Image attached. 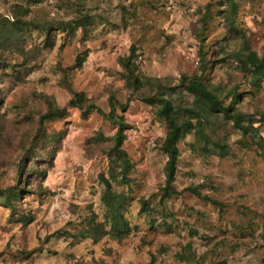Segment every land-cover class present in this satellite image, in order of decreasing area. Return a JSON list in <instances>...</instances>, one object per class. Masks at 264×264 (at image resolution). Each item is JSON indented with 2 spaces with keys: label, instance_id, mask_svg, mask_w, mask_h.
Segmentation results:
<instances>
[{
  "label": "rangeland",
  "instance_id": "374dc122",
  "mask_svg": "<svg viewBox=\"0 0 264 264\" xmlns=\"http://www.w3.org/2000/svg\"><path fill=\"white\" fill-rule=\"evenodd\" d=\"M233 1L235 14L229 0H0V21L16 17L28 26L18 44H0V190L23 189L13 203L0 194V264H264L257 143L264 140V80L252 85L242 64L249 52L264 56V0ZM83 17L75 32L55 29L46 39L42 31ZM128 60L140 78L169 87L183 75H203L226 105L234 89L241 92L234 108L248 117L249 132L221 119L207 149L194 132L182 139L170 198H162L167 125L159 105L144 101L168 97L169 87H132L122 65ZM75 92L104 112L111 97L127 104L118 112L133 166L128 184H114L128 195L123 240L74 235L92 217L105 219L102 177L118 128L97 111L68 105ZM173 99L197 113L202 106L183 87ZM51 107L64 114L37 136Z\"/></svg>",
  "mask_w": 264,
  "mask_h": 264
},
{
  "label": "trees",
  "instance_id": "16d2710c",
  "mask_svg": "<svg viewBox=\"0 0 264 264\" xmlns=\"http://www.w3.org/2000/svg\"><path fill=\"white\" fill-rule=\"evenodd\" d=\"M229 4L231 5L232 13L235 14L236 3L233 0H229ZM209 13L210 9L207 11V14ZM226 19L230 23L231 30H236L237 28L235 27L233 17L226 16ZM87 21V18L83 17L82 19L77 18L74 21L69 22H55L56 26L53 23H49L42 27V31L45 34L46 39H48L49 32L52 30L58 29L66 32H75L78 27H84ZM27 27V24L19 18L15 17L14 20L4 18L0 21V44H18L19 39L23 38V34L20 35V32L24 33ZM47 43L49 45V42ZM242 61V64L245 67L244 70H247V72L251 75L252 85L260 87L262 81L264 80V56L260 57L255 52H249L246 58ZM122 65L128 73V83L136 89L143 87L144 85L152 87L159 86L157 87L159 89L169 87L167 85L155 83L158 82L157 80L140 78L130 67L131 63L129 60L125 62L123 61ZM205 70L206 67L203 68V71ZM179 87H183L188 93L192 94L201 101L202 106L198 113L189 108H178L175 106L173 94L177 92ZM163 95L159 98L151 95L149 97H145L144 101L150 105H159L157 107V114L167 125L166 137L162 144V150L168 157L164 168L166 174V185L163 189L164 193L162 198L165 199L172 197L173 194L176 193L173 184L175 182L180 158L178 144L182 139H184L188 134L194 132L197 135L199 143L203 144L202 148L207 149L208 144L211 143L209 132L212 133L214 131L213 128L216 126L215 122L217 120H232L234 125L238 127L244 135H246L249 132V128L246 124L249 119L245 114L241 113L239 110H235L234 108V105L241 97V92L234 89L231 92L232 103L226 105L219 98L216 91H214L204 81L203 75H195L192 77L183 75L179 85L168 88V97H164ZM68 105L77 107L88 113L97 111L102 114L105 119L113 122L118 127L117 132L113 137L114 143L109 154V175L108 177H102L105 188L101 200L107 208L105 219L103 222H96V218L92 217L90 221H88L87 227L74 235L76 237H80L81 239L87 237L98 239L99 237L109 233L114 239L123 240L127 237V231L129 230V224L124 215L128 195L123 191H118L114 184H128L130 179L129 172L133 166L127 152L122 148L126 139L124 131L128 125L125 122L124 116L119 115L118 112L119 109L126 111L127 104H120L114 97H111L109 100L110 111L104 112L99 106H96L94 103H90L83 93L75 92L73 99L69 101ZM63 114L64 110L57 107H51L49 111L42 114L39 119L37 136L45 134V125L48 121H51L56 117H61ZM49 139L57 138L54 135H50ZM257 143L262 148L261 156L264 159V140L257 141ZM215 145L219 149L221 155L224 156L228 153L225 146H221L216 142ZM22 171H24V168L21 169V173ZM22 190L23 189L17 184L10 189L0 190V194L5 197V202L13 203L14 200L19 199ZM191 190H193L198 197H203L214 204L219 203L218 201L209 198V196H202L201 192H199L196 188H191ZM143 205L145 207L146 202H144ZM107 225L110 226L109 230L106 229Z\"/></svg>",
  "mask_w": 264,
  "mask_h": 264
}]
</instances>
